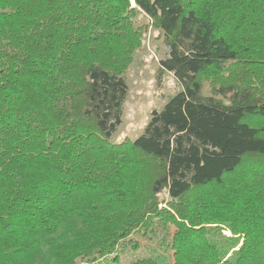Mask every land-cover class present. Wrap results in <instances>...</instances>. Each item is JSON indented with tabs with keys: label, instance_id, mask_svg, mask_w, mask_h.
<instances>
[{
	"label": "trees",
	"instance_id": "1",
	"mask_svg": "<svg viewBox=\"0 0 264 264\" xmlns=\"http://www.w3.org/2000/svg\"><path fill=\"white\" fill-rule=\"evenodd\" d=\"M138 15L182 90L113 143ZM157 231L172 264H264V0H0V264L117 263Z\"/></svg>",
	"mask_w": 264,
	"mask_h": 264
},
{
	"label": "rangeland",
	"instance_id": "2",
	"mask_svg": "<svg viewBox=\"0 0 264 264\" xmlns=\"http://www.w3.org/2000/svg\"><path fill=\"white\" fill-rule=\"evenodd\" d=\"M136 24L142 26L150 24L143 39V47L138 50L132 64L125 73L129 93L123 105L122 125L112 138L113 143H120L124 139H137L151 120L152 111H161L170 99L182 90L180 82L173 74L161 71V61L169 55V47L164 41V35L151 24L145 15L135 18ZM204 95L211 94V86L204 84ZM174 231L170 227V233ZM166 233L157 231L155 234H135L132 237L140 247L138 251L128 247L125 251H118L120 262H113V257L98 264H132L140 259L151 257L167 258V264L173 263L172 251L166 241ZM78 264H88L86 260Z\"/></svg>",
	"mask_w": 264,
	"mask_h": 264
}]
</instances>
